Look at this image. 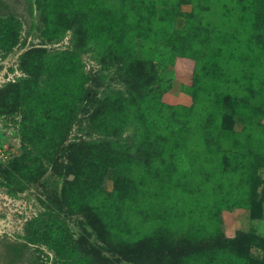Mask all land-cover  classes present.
I'll list each match as a JSON object with an SVG mask.
<instances>
[{
	"label": "rangeland",
	"instance_id": "obj_1",
	"mask_svg": "<svg viewBox=\"0 0 264 264\" xmlns=\"http://www.w3.org/2000/svg\"><path fill=\"white\" fill-rule=\"evenodd\" d=\"M44 1L0 0V264H61L67 257L59 250L63 235L75 250L73 259L83 264H188L221 242L250 255L252 264H264V31L253 37L250 28L264 0H152L163 34L146 43L136 40L129 55L105 56L94 40L77 47L82 21L96 11L108 18L127 9L134 16L142 8L139 0H82L83 12L75 8L77 0H56L68 28L57 38L46 34ZM191 28L192 48L181 52ZM199 51L221 62L224 77L217 90L233 112L234 132L221 134L214 151L201 123L219 110L217 94L196 62ZM72 53H77L69 91L73 124L60 140L41 136V151L24 136L20 88L33 79L45 88L51 76L28 71L26 62L32 58L48 69ZM113 104L124 105L121 129L103 132L96 124L99 114ZM156 108L164 119L189 122L183 142L156 123ZM97 142L131 161L126 173L144 180L145 194L134 206L131 200L116 201L112 172L93 179L94 205H70L75 161ZM175 154L176 167L166 172ZM223 156L233 163L227 173L217 168ZM255 162L256 181L250 183L247 173ZM122 176L125 191L129 178ZM253 189L258 214L246 206ZM94 206L110 219L109 227ZM216 208L214 241L199 231L213 228ZM160 230L164 237H151ZM124 234L131 241L122 243ZM226 264L243 262L230 256Z\"/></svg>",
	"mask_w": 264,
	"mask_h": 264
},
{
	"label": "trees",
	"instance_id": "obj_2",
	"mask_svg": "<svg viewBox=\"0 0 264 264\" xmlns=\"http://www.w3.org/2000/svg\"><path fill=\"white\" fill-rule=\"evenodd\" d=\"M54 1L56 0H45L41 3V8L43 9L47 23L46 34L51 38H57L65 34L68 29L61 18L62 12L59 11V13H57L56 8L59 5H55ZM90 1L94 4L97 0ZM57 2L62 3V0H58ZM139 2L142 8L138 9L137 12L134 13V16H132L131 11L127 9L123 12L119 11L118 14L109 16L108 18L107 16L105 17V12L99 13L96 11L91 14L90 18L89 14H87L77 31V47L79 50L80 48L86 47L87 43L91 45L90 40H94L99 45L101 49L100 54L102 56L106 54L129 55L132 52L136 40H142L143 43H146L150 41L153 34L162 35L165 27L156 21L157 7L155 2L152 0H149L147 3L145 0H139ZM74 6L78 11L84 9L82 8V0H77ZM251 6H255V1H252ZM64 17L68 18L67 15ZM193 28L190 29L191 32H188V34L190 33L189 38H186L185 43L181 42L183 43L180 47L181 52L185 53L187 50H190L189 48H192V35L195 32ZM250 28L253 37L264 31V9L255 12L254 17L250 19ZM7 31L8 29L5 28L3 31L4 36L8 34ZM182 36L183 33L178 34V38ZM259 45L262 49V43H259ZM174 55L177 56L180 54L174 53ZM67 56L68 58L64 59L61 63L49 66L48 69H45L46 67L42 62H35L32 58L26 62L28 71L37 70L38 72H44V70H46L51 76V81L47 83L45 88H41L39 82L35 79L25 81L20 88V95L23 96V105L21 107L26 115V119L22 124L24 136L34 144L35 148L41 151L43 149L40 143L41 136L44 135L46 137L50 135L56 138V140H60L69 132L73 124L72 114L73 110L75 111L76 108L74 107V100L69 96V91L71 90L70 78L75 77L77 74V53L67 54ZM197 60L199 61V69L201 68L202 72L212 79V88L217 94V106L219 110L207 117V122L204 119L203 123H201L206 144L211 151H214V145L221 147V134L223 137H229L234 132V129L230 126L233 112L229 105H227L228 101L225 99V96L219 94L217 90V86L224 77V70L221 62L212 53L210 56H207L205 53H201V51H199V56H196V62ZM118 106L122 108H118ZM123 107L124 105H105L99 114V120H97L96 123L97 126L100 127L103 132H110L111 130L115 133L119 132L121 123L118 117L124 111ZM154 112L152 116H154L156 123L164 125L173 138L183 142V136L188 129L189 122L180 117H178V119L174 117L164 119L160 117V108L154 109ZM87 149L85 152L78 155L75 166L72 169L74 179L71 183L72 189L69 197L72 208L76 209L81 203L90 204L91 206L92 204L94 205L95 189L92 183L93 179L108 172H112L116 180V192L119 195L116 201L126 202L127 200H131L134 201V204L131 202L134 206L139 196L145 194V190L141 185L146 184L142 178L136 180L126 173L132 165L131 161L127 163L126 159L117 156L112 150V147L104 143H93ZM235 156L237 157L238 154L235 153ZM176 158L177 154L173 155L172 160H170V165L166 168V172L176 167ZM258 161L259 160H257V162ZM257 162L253 163L252 170L247 173V181L250 183L256 181ZM232 167L233 163L231 158L229 156H223L217 168L227 173ZM37 168L38 167H34L33 170L37 171ZM123 174L128 176L130 184L125 191L124 188H120L122 186L121 184H124L125 181V179L122 178ZM252 192L248 201H246V206L251 208L255 214H258L256 212L258 210L255 208L257 205L255 202V189H253ZM94 208L100 211V209L95 206ZM100 212L102 219L107 222V226L109 227L111 225L110 219L102 215V211ZM108 214L110 215L111 212ZM218 214L219 209L216 208L211 216L213 219L212 229L199 231V233L206 232L208 238L211 237L214 241L216 237H218L217 233L219 232ZM253 218L256 219L260 217L253 216ZM163 235L165 236V233L163 230H160L159 233L151 237L157 239L164 237ZM124 236L125 239H121L122 243L123 240L127 239V241H131L130 235L124 234ZM61 245L62 248L59 247V250H65L67 255L66 260L63 259L64 261L61 264H83L73 259L75 250L73 251L71 245L69 243L67 244L66 235L61 237ZM210 250L211 252L207 255L199 254L193 263L189 262L188 264H226L230 260V256H238L240 258V263L243 262V264H252L253 261L250 255L245 252L240 253L236 247L225 242L218 243L217 246H212ZM193 256V259L191 258L192 260H194Z\"/></svg>",
	"mask_w": 264,
	"mask_h": 264
}]
</instances>
